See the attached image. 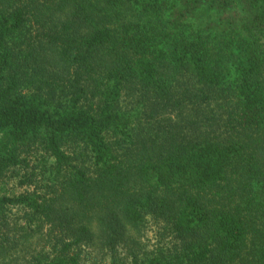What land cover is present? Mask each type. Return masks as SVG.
Masks as SVG:
<instances>
[{"label":"trees","instance_id":"1","mask_svg":"<svg viewBox=\"0 0 264 264\" xmlns=\"http://www.w3.org/2000/svg\"><path fill=\"white\" fill-rule=\"evenodd\" d=\"M87 248L264 264V0H0V264Z\"/></svg>","mask_w":264,"mask_h":264},{"label":"rangeland","instance_id":"2","mask_svg":"<svg viewBox=\"0 0 264 264\" xmlns=\"http://www.w3.org/2000/svg\"><path fill=\"white\" fill-rule=\"evenodd\" d=\"M19 178H14L11 180V185L17 184ZM169 236L166 234L165 227L156 222H150L148 225L144 227V232L142 237H140L138 245L131 243V246L134 248L132 253H138L137 255L141 258H145L147 256H153L158 253L160 249H167L170 243ZM167 245V246H166ZM91 248H87L83 257L84 263L87 264H108L110 263L112 257L110 253L107 251L100 250H90ZM141 252H139V251ZM83 256V255H82ZM118 258H131L132 255L128 252L127 247H123L119 250L117 254Z\"/></svg>","mask_w":264,"mask_h":264}]
</instances>
